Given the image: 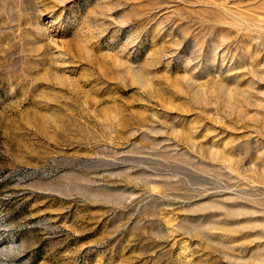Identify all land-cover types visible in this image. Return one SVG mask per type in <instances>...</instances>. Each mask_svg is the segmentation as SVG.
<instances>
[{
    "label": "rangeland",
    "instance_id": "rangeland-1",
    "mask_svg": "<svg viewBox=\"0 0 264 264\" xmlns=\"http://www.w3.org/2000/svg\"><path fill=\"white\" fill-rule=\"evenodd\" d=\"M0 264H264V0H0Z\"/></svg>",
    "mask_w": 264,
    "mask_h": 264
}]
</instances>
